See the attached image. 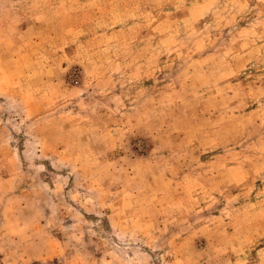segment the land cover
Returning <instances> with one entry per match:
<instances>
[{
    "label": "rangeland",
    "instance_id": "1",
    "mask_svg": "<svg viewBox=\"0 0 264 264\" xmlns=\"http://www.w3.org/2000/svg\"><path fill=\"white\" fill-rule=\"evenodd\" d=\"M0 264H264V0H0Z\"/></svg>",
    "mask_w": 264,
    "mask_h": 264
}]
</instances>
